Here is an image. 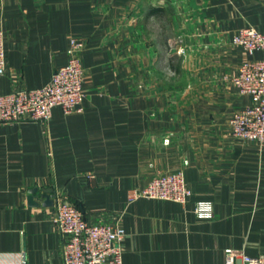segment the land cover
Segmentation results:
<instances>
[{
    "label": "crops",
    "instance_id": "obj_1",
    "mask_svg": "<svg viewBox=\"0 0 264 264\" xmlns=\"http://www.w3.org/2000/svg\"><path fill=\"white\" fill-rule=\"evenodd\" d=\"M157 8L197 52L168 56L166 22L153 48L144 30ZM248 26L264 33V0H0L1 93L46 85L71 39L86 44L82 111L56 106L49 122L0 128V264H63L56 197L90 223L124 227L123 264H224L228 247L264 252V145L230 132L251 102L229 81L250 58L233 43ZM179 169L193 191L186 204L129 199ZM199 200L213 202V218L196 216Z\"/></svg>",
    "mask_w": 264,
    "mask_h": 264
},
{
    "label": "built area",
    "instance_id": "obj_2",
    "mask_svg": "<svg viewBox=\"0 0 264 264\" xmlns=\"http://www.w3.org/2000/svg\"><path fill=\"white\" fill-rule=\"evenodd\" d=\"M4 37L0 27V76L5 74L7 67ZM233 43L243 47L250 58L240 64L229 81L240 94L249 96L251 102L233 114L230 132L264 145V33L252 26L244 27L235 33ZM85 46L84 42L72 38L67 63L55 69L46 85L0 92V128L11 122H49L56 106L67 115L82 111L85 68L81 53ZM258 52L262 56L253 57ZM192 193L185 170L179 169L158 172L144 187L134 190L129 199L145 197L186 204ZM193 210L201 219H211L215 214L210 200L197 201ZM53 220L63 236V264H123L124 227L90 223L77 204L58 197ZM225 255L224 264H264V252L253 256L228 247Z\"/></svg>",
    "mask_w": 264,
    "mask_h": 264
},
{
    "label": "rangeland",
    "instance_id": "obj_3",
    "mask_svg": "<svg viewBox=\"0 0 264 264\" xmlns=\"http://www.w3.org/2000/svg\"><path fill=\"white\" fill-rule=\"evenodd\" d=\"M157 4H160V3L157 2ZM159 16H160V13L152 15V17H150L146 21V23L148 25L147 26L148 28L144 30V32L146 33L147 39L150 42L154 41L153 48H160V45H157V44H159L160 38H162V30L163 29H167V28L164 27V22H166V24H168L167 27L169 26L168 18H166V16L165 17L163 16V17L160 18ZM168 30H169L168 31L169 32L168 33L169 34V41H168L169 45H168V51L166 52L168 54V56H170V54H177V55H184L187 58L188 56H191L190 54H192L193 52H197L199 50L197 48H194V46H192V45H187L186 47L184 46L187 43L186 42V37H188L187 34H185L183 32L180 33V34H177V35L173 34L170 31V26L168 27ZM163 31H165V30H163ZM148 55L149 54H147V55L143 54V58L145 56H146L145 58H149ZM154 61L156 63L158 62V64L161 63V61L159 59H158V61H157V59L154 60ZM175 61L176 62L178 61L177 58H176ZM162 63L164 65L165 62L162 61ZM190 65H191V63H190ZM170 71H171V69H170Z\"/></svg>",
    "mask_w": 264,
    "mask_h": 264
},
{
    "label": "water",
    "instance_id": "obj_4",
    "mask_svg": "<svg viewBox=\"0 0 264 264\" xmlns=\"http://www.w3.org/2000/svg\"><path fill=\"white\" fill-rule=\"evenodd\" d=\"M28 200H29V204L31 205H38L39 202L35 200L34 196L32 194H30L28 196ZM45 205H50L53 203V200L51 199V196L46 195L45 196V201L43 202Z\"/></svg>",
    "mask_w": 264,
    "mask_h": 264
},
{
    "label": "trees",
    "instance_id": "obj_5",
    "mask_svg": "<svg viewBox=\"0 0 264 264\" xmlns=\"http://www.w3.org/2000/svg\"><path fill=\"white\" fill-rule=\"evenodd\" d=\"M159 12H160V8H157L155 14H158Z\"/></svg>",
    "mask_w": 264,
    "mask_h": 264
}]
</instances>
